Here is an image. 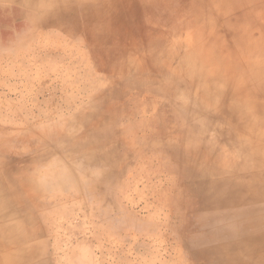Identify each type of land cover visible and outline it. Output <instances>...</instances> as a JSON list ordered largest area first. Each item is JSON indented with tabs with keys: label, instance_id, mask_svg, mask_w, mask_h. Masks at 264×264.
Returning <instances> with one entry per match:
<instances>
[{
	"label": "rangeland",
	"instance_id": "374dc122",
	"mask_svg": "<svg viewBox=\"0 0 264 264\" xmlns=\"http://www.w3.org/2000/svg\"><path fill=\"white\" fill-rule=\"evenodd\" d=\"M31 7L1 15L23 22L0 58V147L9 178L34 181L7 190L10 208L37 217L20 233L27 264L264 259V0ZM231 104L243 123L225 121ZM41 172L56 185L36 183ZM219 192L260 220L247 239L220 234L237 212Z\"/></svg>",
	"mask_w": 264,
	"mask_h": 264
},
{
	"label": "bare ground",
	"instance_id": "6f19581e",
	"mask_svg": "<svg viewBox=\"0 0 264 264\" xmlns=\"http://www.w3.org/2000/svg\"><path fill=\"white\" fill-rule=\"evenodd\" d=\"M37 1L38 0H11V3L17 4L19 6L30 8ZM6 5H8V4H6ZM49 11H51V10H49ZM52 11L54 12V10H52ZM18 13H21V12L19 11ZM54 13H53V15H54ZM91 15H93V14H91ZM254 71H255V69H254ZM184 72L185 71L180 73L181 76L180 75H175V76H180L183 78ZM190 75L195 81L198 80V84L200 83V79H202L201 74L190 71ZM232 104H234V103L232 102ZM232 104H231V108H229L228 113L226 115L228 118L226 117L225 121L229 120L235 126V125H239L238 122L243 123L244 119L242 117L240 118V115H239L241 109H239V110L236 109ZM219 106H220L219 110H223L221 103ZM201 110L204 111V109H201ZM237 120H238V122H237ZM40 141L41 140L38 137L33 142H40ZM8 151H9V148H6L4 146L0 147V152H1L0 153V161L2 159H4L3 156H7V159H8V160L7 159L3 160V163L0 162V264H27L28 258L23 253V250L25 249V245L22 244V242H21L22 239H21L20 233H22L21 232L22 231V225L24 223L23 220L24 219H27V220L32 219V218H29V216L25 215V214H30L29 211L32 209L25 208L24 205H22V207H20V210H13L12 208H10L8 205H10V203L13 201L8 197L7 190H10L11 188L14 187L16 189L17 188L19 190L23 189L24 191L28 192L31 188V187H29V186H31V184H28L25 181H27L29 179L31 181L32 185L34 184V181L31 180V177H30L32 172L28 171L27 169L23 170L24 172H22L20 174L19 179H17V178L14 179V177L9 178V176H10V173H9L10 168L9 167L10 166H7V164L10 162V160L12 158H11V155L10 156L8 155ZM42 162L38 161L36 164L42 166L41 168H43V167L46 168V167L56 163L55 161H53V162L47 161V162H43V163ZM31 164H32V162H31ZM238 164L239 163H236V166L231 167V168L236 169V168L240 167ZM28 167H29V165L27 166V168ZM31 167H32V165H31ZM34 168L35 167H33L32 169H34ZM238 170H237V173H238ZM13 174H15V173L13 172L11 175H13ZM39 174H43V172H41ZM245 175H246V173H245ZM245 175H243V176H245ZM43 176L46 179L36 178V183L39 182V184H42L44 186L45 182L47 180L49 183H51V185L52 184L56 185L57 178L55 179L54 175L52 177H48L47 175L43 174ZM238 178H241V177L238 176ZM224 182L230 183V181H228V180H226ZM39 184L38 185L35 184L36 191H37L38 195L40 194V192L43 189V186H41ZM37 186L39 189H37ZM261 189L264 190V183H263V187ZM31 191H32V189H31ZM262 194H263V192H262ZM216 197H219L220 199H225L226 201H230V202L235 203L234 207H235L236 212H237V214L231 215V218L228 222H224L227 225H226V227H221L220 234L223 237L229 236V235H233V236L237 235V236H240L241 238L247 239L251 235V229L256 225L257 226L260 225V220L258 218L253 219L251 221V223L247 224V219L250 221V219L253 217L248 216V213H246V211L244 210V206L242 207V205H241L242 201L240 200V198H237V195H234L231 193L219 192ZM262 201H264V199ZM35 203L43 204L44 201L41 200L40 202H37V200H36ZM35 208L38 209V207H35ZM42 213L43 212H40V214H33V215L41 217V216H44V214H45V213L44 214H42ZM34 218L35 217H33V219ZM33 219H32V221H33ZM35 219H37V217ZM25 222H26V220H25ZM241 247H243V246H241ZM241 247H238L237 249H240ZM230 250H232V248ZM234 252H237V250L233 249V253ZM238 252L235 254H232V251H230L228 254L229 255L228 257H231V259L234 260L235 264H264V259H261L260 261L254 260V255L256 253H258L257 250H255V251L250 250V251H248V253H246L244 255H241L240 253L238 254ZM263 258H264V256H263ZM250 260H251V262H250Z\"/></svg>",
	"mask_w": 264,
	"mask_h": 264
},
{
	"label": "crops",
	"instance_id": "0c3cea01",
	"mask_svg": "<svg viewBox=\"0 0 264 264\" xmlns=\"http://www.w3.org/2000/svg\"><path fill=\"white\" fill-rule=\"evenodd\" d=\"M22 8H26V7L13 4L11 3V0H0V12H1L0 13V50L3 52V53L0 52V58L11 55L20 46L21 41L20 40L15 41V39L12 36L13 34L21 32L20 30H17V25H18L17 23L23 22L19 19L14 21H9L6 20V17L1 15H13V13H15L14 10H19ZM6 21L9 24L6 23ZM9 42H11L12 45L11 44L8 45Z\"/></svg>",
	"mask_w": 264,
	"mask_h": 264
}]
</instances>
